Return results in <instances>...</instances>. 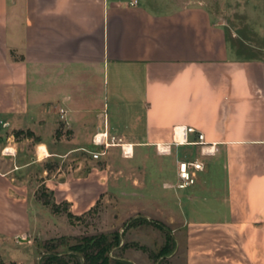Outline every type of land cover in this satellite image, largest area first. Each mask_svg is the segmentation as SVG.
I'll list each match as a JSON object with an SVG mask.
<instances>
[{
  "label": "crops",
  "instance_id": "crops-1",
  "mask_svg": "<svg viewBox=\"0 0 264 264\" xmlns=\"http://www.w3.org/2000/svg\"><path fill=\"white\" fill-rule=\"evenodd\" d=\"M182 127L215 154L192 146L206 164L187 191L156 178L165 221L150 222L172 251L154 264H264V0H0V247L29 230L28 133L46 160L102 132L132 150L181 143ZM71 174L41 184L85 214L93 192L67 197ZM128 233L120 246L138 249L119 259L153 264L151 237Z\"/></svg>",
  "mask_w": 264,
  "mask_h": 264
},
{
  "label": "rangeland",
  "instance_id": "rangeland-1",
  "mask_svg": "<svg viewBox=\"0 0 264 264\" xmlns=\"http://www.w3.org/2000/svg\"><path fill=\"white\" fill-rule=\"evenodd\" d=\"M241 51L245 52L243 48ZM30 139L19 146L24 155L23 163L28 165L29 175V230L24 236L26 244L14 243L12 247H0V264H37L46 249L64 254L71 249L86 246L91 238L107 235L111 240L113 233L122 234L126 229L129 230L128 240L139 232L151 237L152 246L140 249H143L153 264L156 261L154 257L163 247L169 248L167 255L171 253L172 245L166 241L165 232L150 222L157 221L164 225L165 221L167 195L159 191V183L155 180L158 178L166 182L171 176L175 178L176 169L172 168L175 160L194 159L198 150L196 147H173L170 155H161L153 147L150 150L133 147L132 156L128 158L123 157L119 148L113 147L102 157L93 159L92 154L99 148L91 143L87 150L76 152L70 158L52 157L42 160L45 155L36 152V140L31 136ZM38 159L41 160L39 163ZM203 163L206 164V161ZM44 170L49 178L57 173H73L65 186L66 196L74 198L76 195L78 201L84 191H92L94 205L91 210L83 214L84 211L72 209L73 216L69 205L62 199L58 198L59 204H54L50 189L41 184L40 176ZM86 174L88 177L83 180ZM169 192L182 193V190ZM137 247L130 242L126 243L128 254L133 253ZM124 255L123 250L111 253L112 257ZM72 262L77 264L80 261L74 259ZM159 263L167 264L165 261Z\"/></svg>",
  "mask_w": 264,
  "mask_h": 264
},
{
  "label": "built area",
  "instance_id": "built-area-1",
  "mask_svg": "<svg viewBox=\"0 0 264 264\" xmlns=\"http://www.w3.org/2000/svg\"><path fill=\"white\" fill-rule=\"evenodd\" d=\"M136 2L134 1L132 4L134 5ZM180 133L183 137V142H177L174 138L171 143L164 144L161 146H156V150L161 155H170L171 149L173 147H182V146H198L200 147V155L202 156H211L215 154L214 145L205 144L203 142V135L201 133L196 134V139L189 140L188 136L193 135L195 130L191 127H182L176 128L174 132V136L177 133ZM100 136V138H97ZM93 145L99 148L98 151L92 154L93 159H97L106 154L109 148H119L122 152L123 157H131L132 149L126 150L125 146L128 145L124 142V140L120 136L107 134L102 132L100 134H96L92 141ZM204 168V165L201 161L194 160H177L176 161V171H175V187L178 190H185L189 187L193 186L196 182V174L201 172Z\"/></svg>",
  "mask_w": 264,
  "mask_h": 264
},
{
  "label": "trees",
  "instance_id": "trees-1",
  "mask_svg": "<svg viewBox=\"0 0 264 264\" xmlns=\"http://www.w3.org/2000/svg\"><path fill=\"white\" fill-rule=\"evenodd\" d=\"M27 135L32 137L31 133H28ZM154 225L157 226L158 229L163 230L162 225L156 223H154ZM122 236L123 232L122 234L115 232L111 236V240L107 235L91 238L87 241L86 246L82 248L71 249L64 254L46 249V251L41 254L39 264H75L72 262L74 259H79L80 262L77 264H110V262L115 264H125L119 259V257L111 256V253L114 250L119 251L121 248H126V244L120 246ZM170 240L171 238L168 236L167 241ZM168 250V247H163L161 252L156 257H154L155 260L160 257L164 258L167 256L166 253Z\"/></svg>",
  "mask_w": 264,
  "mask_h": 264
},
{
  "label": "bare ground",
  "instance_id": "bare-ground-1",
  "mask_svg": "<svg viewBox=\"0 0 264 264\" xmlns=\"http://www.w3.org/2000/svg\"><path fill=\"white\" fill-rule=\"evenodd\" d=\"M97 138H100V136H97ZM125 148H126V150H129V151H130L131 148H132V145L128 144V145L125 146ZM39 151H40L41 153H43L45 156L48 155L47 152L45 151V149H44L43 147H40V148H39Z\"/></svg>",
  "mask_w": 264,
  "mask_h": 264
}]
</instances>
